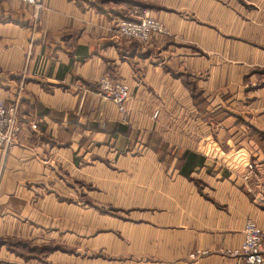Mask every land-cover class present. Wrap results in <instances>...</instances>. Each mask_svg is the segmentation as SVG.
I'll return each instance as SVG.
<instances>
[{"label":"crops","instance_id":"obj_1","mask_svg":"<svg viewBox=\"0 0 264 264\" xmlns=\"http://www.w3.org/2000/svg\"><path fill=\"white\" fill-rule=\"evenodd\" d=\"M40 2L35 17L0 0V98L18 100L21 126L0 147V240L47 234L96 264H241L224 250L247 219L264 229L263 90L242 105L241 82L248 13L264 0ZM137 7L167 33L121 37ZM102 76L129 86L125 113L99 92Z\"/></svg>","mask_w":264,"mask_h":264},{"label":"built area","instance_id":"obj_2","mask_svg":"<svg viewBox=\"0 0 264 264\" xmlns=\"http://www.w3.org/2000/svg\"><path fill=\"white\" fill-rule=\"evenodd\" d=\"M22 3L31 4L36 11L41 8L40 0H17ZM130 17L120 19L117 24V33L121 37L134 39L140 43H146L153 36L165 35L167 29L163 23L154 18L147 8H135L129 13ZM99 92L111 99L121 113H125L126 102L130 99L129 86L121 81H115L107 76L98 80ZM18 100L6 102L0 98V147L8 148L17 142V134L21 129L18 121ZM157 114V112H155ZM36 127L35 123L31 124ZM256 176L255 164L249 162L241 175L244 181ZM264 203V197L259 194L257 197ZM243 240L236 248H226L224 254L237 260L241 264H264V229L257 226L252 219L244 223Z\"/></svg>","mask_w":264,"mask_h":264},{"label":"rangeland","instance_id":"obj_3","mask_svg":"<svg viewBox=\"0 0 264 264\" xmlns=\"http://www.w3.org/2000/svg\"><path fill=\"white\" fill-rule=\"evenodd\" d=\"M249 2H251V0H249ZM249 5L251 4L249 3ZM251 8L252 7H250V9ZM248 14L249 17L247 20L249 25L247 37V70L242 71L245 75L241 77V82L245 87V91L242 92V96L245 93L246 98L243 99L244 102L242 103V105H249L255 102V94L258 88H262L263 92H261L264 98V26L259 25V23L264 24V22H261L264 21V16L263 20H260V17H258L264 14V12L258 14V12H251V10H249ZM236 38H238V36L236 37V35H232L231 41L235 44H238V42L236 43L235 41ZM234 43L232 44V49H234ZM261 92L259 94H261ZM260 96L261 95H259V97ZM245 109H248V112L250 114L256 112L252 111L253 109L251 110L247 107L242 108L243 111ZM261 110L263 111L262 113H264V108L257 110V113L261 114ZM253 131L255 132L254 136L256 137L259 145L261 147H264V131L256 130L255 128L253 129ZM57 189L58 193L70 197V195H68V188L61 187ZM70 199L79 200V198ZM92 205L93 204L88 203L89 207ZM107 205L101 204L96 206H98V208H103L105 213L108 212V214L111 215L115 214L113 213L115 212V210L111 208L110 205ZM47 238V234H41V240L39 241H33L32 239L18 241L13 238L0 240V248L5 247V249L8 250L10 256L13 255L14 257L9 258L7 257V255L0 254V264H96L95 258L97 257V255H99V253L92 251L88 252L82 249H80L79 251L75 249V246H71L67 243H60L53 239L47 240Z\"/></svg>","mask_w":264,"mask_h":264}]
</instances>
